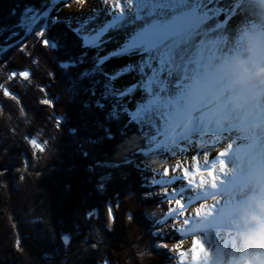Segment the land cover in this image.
I'll list each match as a JSON object with an SVG mask.
<instances>
[{
  "label": "trees",
  "instance_id": "16d2710c",
  "mask_svg": "<svg viewBox=\"0 0 264 264\" xmlns=\"http://www.w3.org/2000/svg\"><path fill=\"white\" fill-rule=\"evenodd\" d=\"M43 4L0 0V264H174L180 235L163 195L144 183L152 170L140 154L143 136L132 134L129 115L125 124L86 110L88 82L74 83L80 69L59 67L79 52L75 39L63 24L49 25L56 47L42 48L29 34L37 25L22 18L25 5ZM65 234L69 245L57 239Z\"/></svg>",
  "mask_w": 264,
  "mask_h": 264
},
{
  "label": "snow or ice",
  "instance_id": "6c2138e0",
  "mask_svg": "<svg viewBox=\"0 0 264 264\" xmlns=\"http://www.w3.org/2000/svg\"><path fill=\"white\" fill-rule=\"evenodd\" d=\"M89 0H44V4L41 7L35 5H25L22 9V18L29 22V26L37 25V28L33 30L29 27V34L33 35L35 40L42 48H55L56 43L53 38L50 37V27L57 24H63L67 33H70L77 43L79 52L75 57L70 60L62 62L59 67L64 70H72L79 68L80 70L75 73V84H82L87 81V86L84 91L88 94L86 100L88 111L95 112L104 118L105 115H111L113 118L123 117V123L128 124V113L135 114V120L128 124L129 129H135L132 134L144 136V148L145 150L152 148L155 145V151L158 155L164 156L167 149L166 138L161 139L164 136V131L157 121V113L153 108L150 92L145 91L141 84L143 80H140V84L136 85L135 90L132 93H124L123 86L117 85L116 80L120 75H127V72H121L115 77L112 73H104L103 65L109 59L118 58L122 55L137 56V63H128L125 67H131L133 72L139 69V76H147L152 80L160 81L164 78L165 72H170L169 67L170 58H174L179 55V41L181 39L179 32V24L183 21V14L180 9L188 5L189 3L195 4L200 0H131V7H129V0H103V7L97 8L95 12L89 11L86 17L77 16L75 20L62 19L58 15H52L56 5H62V7L68 8L72 3L78 5V13L83 12V5L87 4ZM233 0H203V4L208 7L205 11L208 13V18L213 20H225L232 13ZM216 7L213 8L212 5ZM210 10V11H209ZM103 14V20L100 15ZM240 17L238 15H231L227 20L226 26L235 24ZM42 22V23H40ZM18 25L17 27H19ZM217 24V29L222 27ZM119 33L123 39L121 43L109 52L104 53L103 47L106 43L111 42V35ZM16 35V33H15ZM92 51V55L89 56V51ZM88 64V67H80L81 65ZM18 74L23 79H27L30 75L28 70L19 71ZM10 77L13 79L17 72L10 70ZM102 76L103 80L98 77ZM131 87V85H128ZM41 92L45 91L43 86L39 89ZM7 91V90H6ZM137 93H141L150 97L147 104H144L142 108L138 110L137 106L142 105L143 101L137 96ZM7 97H18L15 93L7 92ZM39 103L51 106V101L44 99ZM138 121V123H137ZM146 133V135H145ZM128 135L126 130L125 137ZM223 136V134L221 135ZM27 142L31 141L26 137ZM184 142V141H180ZM232 144H228L229 149L232 148ZM175 151V148L172 149ZM142 155V153H140ZM206 159L208 158L207 152L204 153ZM219 155L224 157L229 155L228 152L220 151ZM197 156H192V161H196ZM187 163V160H185ZM180 167L179 160L177 163L169 168L165 163L163 171L157 172L155 175L146 176L144 183L148 185L149 189L160 188L163 193L162 198L172 197L175 200V204L178 206L177 214L179 216H186V213L179 212V208H183V200H187L188 197L184 195V192L180 191L184 187V184H179L174 188L169 189V185L176 184L177 179L183 180L187 175V170H181V176L175 175L169 177V173H176L177 168ZM221 171L225 168V162L223 159L219 162ZM205 169L207 175L212 180H215L214 173L211 167H208L205 162ZM6 169L0 168V176H4ZM144 172V169H142ZM2 182V181H0ZM191 187L190 182L185 181ZM223 183V182H221ZM212 189L217 187L215 182L209 185ZM187 191V189H185ZM155 194L151 191L146 192V195ZM211 194V193H210ZM159 195V194H157ZM180 197V198H177ZM182 198V199H181ZM172 203V200L168 201ZM118 206V205H117ZM107 214L110 215V223H115V216L113 214L112 205L106 207ZM171 212L172 209H169ZM213 213L209 212L207 216L211 217ZM198 216L199 213L197 212ZM94 215L86 213L84 215L85 220L93 219ZM131 219V217H129ZM171 219V217H169ZM185 225L189 224L187 218L182 220ZM196 230H202L196 223L192 225ZM158 236L164 235L163 233H157ZM61 245L70 244L69 235L58 236ZM196 239H193V245L195 246ZM158 248L168 249V245L161 242L155 245ZM194 246L190 249L193 251ZM95 248V244L92 245ZM216 245L211 240L200 244V249L209 254L212 253ZM19 250V248H17ZM172 251H178L181 258V264H187L185 260L186 253L179 251V245L173 244ZM256 255V254H253ZM191 264H207V260L201 259L199 256L193 257L191 255ZM229 264H234V258L230 255ZM235 264H249L247 260L241 259L235 262Z\"/></svg>",
  "mask_w": 264,
  "mask_h": 264
},
{
  "label": "clouds",
  "instance_id": "9594fccd",
  "mask_svg": "<svg viewBox=\"0 0 264 264\" xmlns=\"http://www.w3.org/2000/svg\"><path fill=\"white\" fill-rule=\"evenodd\" d=\"M191 95L194 105L204 100L211 105L201 113L205 126L227 127L235 134L222 187L217 186L223 196H213L224 203L218 214L214 210L196 224L228 223L234 264L241 259L264 264V16L239 29L233 49L193 83Z\"/></svg>",
  "mask_w": 264,
  "mask_h": 264
},
{
  "label": "rangeland",
  "instance_id": "374dc122",
  "mask_svg": "<svg viewBox=\"0 0 264 264\" xmlns=\"http://www.w3.org/2000/svg\"><path fill=\"white\" fill-rule=\"evenodd\" d=\"M102 7H103V0H89L87 4L83 5L84 11L78 13V5L76 3H72L68 8L62 7V5L58 4L55 6L54 14L55 16L58 15L62 19L67 18V19H72L74 21L77 16L86 17L90 10L95 12L97 8H102ZM241 13H242V10L238 14H241ZM97 14L100 15L101 20H103L104 18L103 14H100V13H97ZM27 23L29 22L27 21ZM209 29L211 28L209 27ZM209 29L208 30L201 29L200 33L197 35H193L190 33L187 34V36L188 35L193 36L192 39H190L191 44L189 43L191 51H193L189 53V56L191 58L194 52L197 51V47L198 49L200 46L207 47L212 42L213 39L211 37L213 36L212 35L213 32ZM225 36H228L227 32ZM119 39L120 40L122 39V36L119 33H115L111 35V40H113V42H118ZM185 41H188V40L185 38ZM186 44L187 46H189L188 42ZM113 46L111 45V43H106L103 47V52H101V55H104V53L109 52V50L113 49ZM182 47H184L185 51H188L185 45ZM202 49L203 48H201L200 51H202ZM179 54L180 55H177L174 58H170L169 67L171 68V71L165 72L164 78L160 81L152 80L147 76L140 77L138 68L136 69L135 72H133L131 70V67H125V65H127L130 62L137 63L138 58L135 55L129 56V58L122 64V66L119 67L120 68L119 73L127 72L128 74L120 75L119 77H121V79L116 80L117 85L123 84V86L127 87L126 93H132L135 90L136 85L140 84V80L141 79L143 80L141 87H143L145 91L151 90L150 97H151L152 105H153L154 110L157 113L156 118L162 129L166 122L165 119H166V114H167L165 113L167 112L165 111L166 109L165 107L167 106V105L165 106V102H168L170 100V97L172 96V94L169 95V92L173 90L172 87H177L178 85H180L181 82H183L184 77H188V75L191 72H193V70L196 68V67H193L191 69L189 66L182 67L181 66L182 63L187 64L188 60H186L185 52H183V50L180 48H179ZM200 57L202 59L203 57H205L208 60L207 65H212L210 58L207 57V54L205 55V51H204V54L201 53ZM215 59L216 58H214L213 60ZM191 60L193 61V59ZM103 70H105L106 72L109 71V68L106 66V64L103 65ZM128 85H131V87H128ZM137 96L143 101V104L140 105L141 108L143 107L144 104H147L148 100L150 99V97L145 96L141 93H137ZM137 108L139 110V105L137 106ZM197 113L195 112V117L196 118L201 117L199 115L200 113L198 114ZM128 115L130 116V119L132 121L135 120L134 113H128ZM196 118H195V121H193V124H191L189 130L183 131L182 133L179 132L178 135L175 136L172 140L169 138H166V144H167L168 150L166 151L164 156L158 155L156 153V151L154 150L155 145H153L152 148L145 150L144 144H143V148H142L143 150H141V153H143L144 156L146 157V160L149 163V166L152 170V175H155L157 172L162 173L165 163H167L169 168L171 169V167L177 163V160H179L180 167L177 168L176 173L170 172L169 177L173 175L180 177L181 170L182 169L187 170V175L184 177L183 180L177 179L176 184L169 185V189H171V188L176 187L179 184H184V187L181 188L180 191L184 192V195L187 196L188 199L183 200L181 198L184 207L179 208V212L186 213V216H179L177 214L178 206L175 204V200L172 197L163 198L168 204L169 209H172L171 212L170 211L167 212L166 218L171 217L172 220H170V222L172 223V227L180 235V239L178 241L179 251H184L186 253L185 260L187 261V264H191V255L194 258L199 256L201 259H205V258H202L203 257L202 254L204 251L200 249V244L203 242L209 241V240H211L213 244L216 245L215 250H217L218 256L219 257L222 256L221 264H229V258H230L229 250H231V248L233 247V244L231 243L232 235H233L231 226L226 222H220L216 224L214 227L213 226L204 227L202 230H196L192 227V225L195 224L199 218L204 217L210 210L217 209V208L219 209L224 203L223 197L217 201L213 199V196L215 195L223 196V193L217 191V187L215 189H209L211 191L209 190L208 192L205 191L206 187L212 181V179L211 178L209 179L207 175V171L205 169V162L207 163V161H209L211 157L213 158V156H216V154L219 153L220 149L222 148H220L221 145L218 146L217 143H215L214 141L210 142L209 144V142L204 140L203 138L202 140L201 139L197 140V143L204 142V144L202 145L203 147H200L197 149L193 146V144L191 145L190 141H193L194 134H196L197 136L199 135L205 136L206 134H208L209 131L217 130L220 133L224 132L223 134L225 135V137L227 136L226 137L227 141L233 142L234 134H232L227 127L218 129L213 125L205 126L204 122L200 120H196ZM163 138L164 137L162 136L161 139L164 140ZM180 141H184V142H180ZM210 147L213 148V150L211 153H208L210 150ZM173 148H175V151H172ZM205 152L208 153V158H207L208 160L203 159L202 161H200L198 158H200L201 155L204 154ZM193 155L197 156L196 161H192ZM221 159H223L225 162L224 170L221 171L220 167L217 165V167L214 166V168H212V171L215 174L214 175L215 177L220 175L222 177L224 176L225 178V171L227 170L229 166L230 156L228 155L226 156V158L221 157ZM185 160H187V163H185ZM134 162L138 166H143L147 163L145 160H139V161H134ZM195 164H198L200 166L195 167ZM185 181L190 182L191 187H189V185L185 183ZM185 189H187V191H185ZM158 192L163 195L160 188H158ZM177 198H180V197H177ZM169 200H172V203H169L168 202ZM197 212L199 213L198 216L196 215ZM163 218H161V222L164 221ZM185 218L189 220L188 225H185L182 223V220ZM194 238L196 239L195 246L193 245ZM193 246L194 248H193V251L191 252L190 249ZM170 251L173 254L174 264H181V258L179 257L178 251H172L171 249ZM217 254H213L214 255V256L212 255L213 258L211 260L208 259L207 264H216L218 260H216L217 257L215 259L214 257Z\"/></svg>",
  "mask_w": 264,
  "mask_h": 264
},
{
  "label": "bare ground",
  "instance_id": "6f19581e",
  "mask_svg": "<svg viewBox=\"0 0 264 264\" xmlns=\"http://www.w3.org/2000/svg\"><path fill=\"white\" fill-rule=\"evenodd\" d=\"M129 7H131V0H129ZM207 7L208 6L206 4H203V0H200V2H198V3H195V4L189 3L188 5H186L185 7L180 9V12L183 14L184 19L179 24V32H180L181 39L179 41L178 47L180 49H182L183 52H185L186 60H188L187 64L182 63L181 66L182 67L183 66H189L191 69L193 67H196V68L193 70V72H191L188 75V77H184V80H183V82H181L180 85H178L177 87H172L173 90L171 92H169V95L172 94V96L170 97V100L168 102H165V106L167 105L165 107L166 108L165 111H167V112H165V113H167V114H166V119H165L166 122H165L164 127H163V131H164V136H163L164 138L163 139L169 138L172 140L175 136L178 135L179 132L182 133L183 131H186L185 124L186 123L189 124V128H190L191 124H193V121H195V118H196L195 112L200 113L199 115L201 116V113L206 112L208 110V108L211 107V105H209L206 100L201 101L198 106L194 105L192 95H191L193 83L197 80H203L207 71L212 67L213 64H215L218 61L219 57L223 56L224 54L230 52L233 49V38L235 37L236 33L239 31V29L242 26H244L250 22L257 21L261 18V16H264V4L261 3V0H233L232 8L234 9V13H230L229 17H226L225 20L209 19L208 13L205 11V9H207ZM212 7L215 8L216 5L213 4ZM241 10H242V13L238 14L241 12ZM231 15H238L240 17V19L237 20L235 24H232L231 26H226L227 20L231 17ZM214 24H215V26H217V24H219L221 26H226V27H222L220 30H218L217 27L214 26ZM209 27L211 29H209ZM201 29L202 30H204V29L211 30L213 32L212 33L213 36L211 37L213 40L209 44V46H207V47L204 46L205 48L203 46L202 47L200 46L198 49V47H197V51L194 52V54L191 58L189 56V53L193 52V51H191V48H190V44H191L190 39H192L193 36H189V35L187 36V34L190 33L193 35H197L200 33ZM217 30H218V32H217ZM226 32L228 33V36H225ZM217 37H219V38H217ZM185 38L188 41H185ZM122 39H123V37H122ZM122 39L121 40L119 39L118 42H113V40H111V42H110L111 45L112 46L114 45L113 49L116 48L121 43ZM187 42H188V44L190 43L189 46H187V44H186ZM184 45L186 46L188 51H185L184 47H182ZM201 48H203L202 51H200ZM204 51H205V55L207 54V57L210 58L212 65H207L208 60L205 57H203V59L200 57L201 53L204 54ZM128 58H129L128 55H122L118 58H113V59L108 60L105 63L106 66L109 68V71H107V73H112L113 77L118 75L119 69H120L119 67H121L122 64ZM214 58H216V59L213 60ZM191 59H193V61ZM119 79H121V77H119ZM120 86H123V84ZM123 91H124V93H126V91H127L126 86H123ZM140 108H141V106L139 105V109ZM196 120L202 121L200 119V117L196 118ZM189 128L187 130H189ZM229 131L231 132L230 129H229ZM223 133L224 132L220 133L219 131L214 130V131H209L208 134H206L205 136H203V135L197 136L196 134H194L193 135V141H190V143H191V145L193 144V146L198 149L200 147H203L202 145L204 144V142L197 143V140L198 139L202 140L204 138V140L208 141L209 144H210V142L214 141L215 143H217L218 146L221 145L220 148H222V149L219 148L220 151H225V152L230 153L232 148L229 149L227 147V145L228 144L233 145V142L227 141L226 140L227 136L225 137V135ZM222 134H223V136H221ZM232 134H234V133H232ZM232 134H231V136H232ZM212 144H214V143H212ZM213 148H214V146H213ZM213 148L210 147V150L208 153H211ZM226 156H228V155H226ZM226 156H224V158H226ZM198 159L200 161H202L203 159H206V157L204 154H202L201 157ZM220 160H221V156L219 155V153H217L216 156H213V158L211 157V159L209 161H207V165H208V167H211V168H214V166L217 167V165L219 166ZM198 166H200V165L195 164V167H198ZM215 178L216 179L212 180L211 183L215 182L217 186H222L221 182H223L224 176L222 177V176L218 175ZM209 185L207 187L205 186L206 187L205 191H207V192L209 189H212ZM209 191H211V190H209ZM215 201H217V200H215ZM219 209L218 208L213 209V210H210L209 212L213 213L214 210H217V214H218ZM207 214L205 216H207ZM205 253H207V252H203L202 258H205L204 260H208V258L205 256ZM217 253H218L217 250L213 249L212 253L211 254L208 253V254L213 255V254H217ZM216 257H217L216 260H218L219 264H221L222 256L219 257L217 254L214 257V259ZM218 261L216 262V264H218Z\"/></svg>",
  "mask_w": 264,
  "mask_h": 264
},
{
  "label": "water",
  "instance_id": "95a60500",
  "mask_svg": "<svg viewBox=\"0 0 264 264\" xmlns=\"http://www.w3.org/2000/svg\"><path fill=\"white\" fill-rule=\"evenodd\" d=\"M104 73H107L105 70H103Z\"/></svg>",
  "mask_w": 264,
  "mask_h": 264
}]
</instances>
